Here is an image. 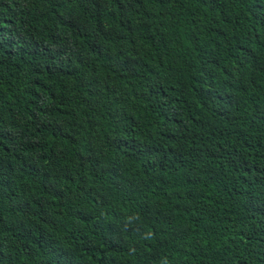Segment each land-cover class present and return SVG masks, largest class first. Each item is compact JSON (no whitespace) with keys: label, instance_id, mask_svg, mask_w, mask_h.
<instances>
[{"label":"trees","instance_id":"1","mask_svg":"<svg viewBox=\"0 0 264 264\" xmlns=\"http://www.w3.org/2000/svg\"><path fill=\"white\" fill-rule=\"evenodd\" d=\"M0 264H264V0H0Z\"/></svg>","mask_w":264,"mask_h":264}]
</instances>
